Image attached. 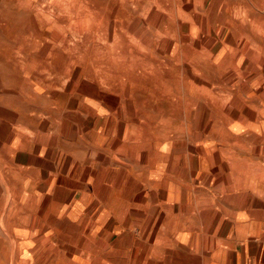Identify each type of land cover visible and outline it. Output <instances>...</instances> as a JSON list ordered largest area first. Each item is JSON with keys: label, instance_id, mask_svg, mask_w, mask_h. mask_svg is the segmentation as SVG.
<instances>
[{"label": "rangeland", "instance_id": "1", "mask_svg": "<svg viewBox=\"0 0 264 264\" xmlns=\"http://www.w3.org/2000/svg\"><path fill=\"white\" fill-rule=\"evenodd\" d=\"M236 90L264 115V0H0V201L23 192L5 180L34 163L47 177L74 136L99 132L86 104L100 95L122 117L110 131L128 138L140 117L182 133L185 115L241 102Z\"/></svg>", "mask_w": 264, "mask_h": 264}, {"label": "crops", "instance_id": "2", "mask_svg": "<svg viewBox=\"0 0 264 264\" xmlns=\"http://www.w3.org/2000/svg\"><path fill=\"white\" fill-rule=\"evenodd\" d=\"M236 92L241 102L213 107L206 125L185 115L174 136L142 117L113 135L122 117L104 95L87 102L102 124L76 133L66 164L5 180L23 192L0 201V264H264V115Z\"/></svg>", "mask_w": 264, "mask_h": 264}]
</instances>
